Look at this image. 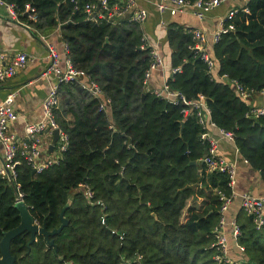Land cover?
I'll list each match as a JSON object with an SVG mask.
<instances>
[{"label": "trees", "instance_id": "obj_1", "mask_svg": "<svg viewBox=\"0 0 264 264\" xmlns=\"http://www.w3.org/2000/svg\"><path fill=\"white\" fill-rule=\"evenodd\" d=\"M9 1L20 9L29 2L46 27L60 24L74 66L109 99L104 109L78 82L59 87L55 117L68 145L40 172L21 160L16 182L35 222L57 228L70 199L68 222L49 237L52 246L42 235L29 246V234L13 238L14 264H224L214 259L213 243L217 191L231 195L228 178L206 172L207 143L196 118L143 86L151 57L139 25L90 21L81 6L92 0H78V8L69 0ZM244 8L234 15V30L212 45L213 70L189 48L191 29L170 22V65L180 70L166 82L187 99L205 96L213 122L233 133L239 157L264 182V114L247 116L232 86L235 80L251 98L264 94V0H246ZM14 201L13 184L0 175V238L19 224ZM235 222L240 231L230 237L239 263L264 264V224L257 228L243 210Z\"/></svg>", "mask_w": 264, "mask_h": 264}, {"label": "built area", "instance_id": "obj_2", "mask_svg": "<svg viewBox=\"0 0 264 264\" xmlns=\"http://www.w3.org/2000/svg\"><path fill=\"white\" fill-rule=\"evenodd\" d=\"M75 2V7H79L78 0H69ZM231 0H195L189 2L187 0H154V6L160 14H168V16H175L179 11L190 9L192 14L198 19L202 20L207 11L226 3ZM138 0H92L84 2L81 6L82 11L86 14L87 19L92 22L105 21L115 26L120 20H127L129 22L141 25L147 18V11L137 5ZM0 7L7 10L8 16L11 20L22 23L26 28H32V24L38 21V13L29 2L24 3L20 9L15 3L9 0H0ZM245 9L244 7H242ZM240 8L233 7L220 18L219 27L210 37V44L213 45L220 39L221 35L234 30L232 20L235 13ZM246 10V9H245ZM23 14L25 19H21ZM159 26L167 30L168 23L164 18L159 19ZM57 30L60 31V24L57 25ZM193 44L189 46L199 54L202 61L206 64L209 70H213L215 60L211 56V49L207 47L209 36L204 28L191 29ZM39 35L45 47V57L48 64L45 70L41 73L42 76L53 74L56 78V83L50 86L48 92L41 102V118L37 121L27 123L24 126V136H18L11 130L12 123L17 118V113L11 107L12 101L16 95L15 91L7 94L6 98L0 103V145L2 147L3 163L0 166V175L6 176L13 184L15 190V201L24 202V197L20 191V186L16 182V166L24 160L32 170L36 172L42 171L44 168L52 163L57 162L55 159L41 160V146L39 145L38 136L41 132H47L49 136L52 135L54 129H58V140L55 144L57 146V157L60 152L66 149L68 145V138L64 131H62L56 121L55 110L59 107L60 94L59 85L68 82H78L79 85L86 91L87 95L99 100L100 108L108 107L109 99L105 98L100 86L94 80H91L84 71L74 66L70 54L69 47L63 43L62 49L43 36L41 32ZM144 46L150 48L149 54L151 57L149 66L146 68L142 77L143 86L147 87L149 78L153 71L162 69L164 66V59L162 54L156 47L150 46L143 34ZM143 47V46H142ZM33 58L26 55L24 52H17L8 55L6 52L0 51V83L14 77L21 69H23ZM179 68L172 69V72L179 71ZM232 86L239 97L249 107L247 116L256 118L264 114L263 105H250L251 93L243 89L235 80L232 81ZM156 98L163 99L167 102L177 104L181 103L183 108L181 112L184 116L193 115L197 123L203 129L200 138L207 143L205 154L201 158V162L205 165L206 172H220L224 173L228 178V185L232 190L230 196H226L223 192L217 191L219 200L221 201L219 207V218L214 227V243L216 249L214 259L218 263L224 264H240V260H234L230 256V249L228 244L227 228H231L233 235L239 234V226L235 219H229L226 215L229 205L236 195L234 187L236 184V159H227L218 154L219 140L223 139L231 142L234 145V151L237 156L238 149L234 143V135L231 131L219 128L211 119V111L205 101V96L201 93L195 99H187L184 94L179 91L171 89L167 82L156 89L150 91ZM213 128L218 132V136L214 137L209 134V129ZM243 162L246 163L245 160ZM241 209L253 217L257 228L264 224V195H255L252 192L244 191L239 195Z\"/></svg>", "mask_w": 264, "mask_h": 264}, {"label": "crops", "instance_id": "obj_3", "mask_svg": "<svg viewBox=\"0 0 264 264\" xmlns=\"http://www.w3.org/2000/svg\"><path fill=\"white\" fill-rule=\"evenodd\" d=\"M246 0H231L222 3L219 6L206 12L202 20H198L188 8L179 11L175 16L171 17L168 14H160L154 6V0H138L137 5L147 11V18L139 25V29L143 31L146 42L156 47L162 54L164 59V66L152 72L149 78L146 90L159 88L163 82L172 73L170 65V47L167 43V30L159 26V19L162 17L169 24L175 22L186 28H204L208 33V45L210 44V37L214 31L219 27V20L229 9L233 7L242 8L245 6ZM38 24H32V28L28 29L22 23H17L11 20L8 16L7 10L0 7V51L12 55L17 52H24L33 59L21 69L14 77L9 78L0 83V103L6 98L7 94L15 91L16 95L12 101L11 107L17 113L16 120L11 125V130L22 138L24 136V126L27 123L37 121L41 118V102L50 86L56 83V78L53 74L42 76L41 73L45 70L48 60L45 57V47L39 35L46 36L51 40L59 50L62 49L63 41L60 31L55 28L45 26L42 20L37 21ZM61 86V84L59 85ZM264 94L257 93L251 98L250 105H263ZM209 134L217 137L218 132L210 128ZM53 135L49 136L47 132H41L38 136L39 145L41 146V160L57 158L55 150L50 151L49 145ZM218 154L227 159H236V184L234 191L236 195L233 197L229 208L227 210V217L235 219L238 212H240L241 205L239 195L244 191H249L255 195H264V182L261 181L258 172L252 170L243 160L235 154L234 145L226 140H219ZM3 163L2 147L0 145V166ZM228 244L230 249V256L234 260L242 259L241 253L237 251L234 238L230 237L231 228H227Z\"/></svg>", "mask_w": 264, "mask_h": 264}, {"label": "water", "instance_id": "obj_4", "mask_svg": "<svg viewBox=\"0 0 264 264\" xmlns=\"http://www.w3.org/2000/svg\"><path fill=\"white\" fill-rule=\"evenodd\" d=\"M52 135L53 137L49 145L50 151L54 150L55 144L58 140V129H54L52 131ZM70 203L71 200L68 199L66 204L62 207L60 211L59 226L52 230H47L44 224L40 225L34 221L33 216L29 212V208L23 201L15 202L14 207L19 212L20 221L16 227L5 231L2 237L0 238V264H14L15 258L10 252V243L11 240L19 234L22 233L29 234L30 239L27 243V246H29L31 243H33L36 240V235L44 236L47 245L52 246L53 241L50 240L49 237L59 233L60 230L67 224L68 221L64 216V211L70 205Z\"/></svg>", "mask_w": 264, "mask_h": 264}, {"label": "rangeland", "instance_id": "obj_5", "mask_svg": "<svg viewBox=\"0 0 264 264\" xmlns=\"http://www.w3.org/2000/svg\"><path fill=\"white\" fill-rule=\"evenodd\" d=\"M62 100L60 101V106H61ZM80 190V189H79Z\"/></svg>", "mask_w": 264, "mask_h": 264}]
</instances>
